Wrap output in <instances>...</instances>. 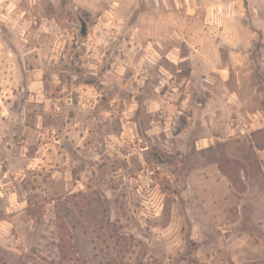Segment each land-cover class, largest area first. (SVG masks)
<instances>
[{
	"label": "rangeland",
	"instance_id": "obj_1",
	"mask_svg": "<svg viewBox=\"0 0 264 264\" xmlns=\"http://www.w3.org/2000/svg\"><path fill=\"white\" fill-rule=\"evenodd\" d=\"M259 142L264 0H0V264H264Z\"/></svg>",
	"mask_w": 264,
	"mask_h": 264
},
{
	"label": "trees",
	"instance_id": "obj_2",
	"mask_svg": "<svg viewBox=\"0 0 264 264\" xmlns=\"http://www.w3.org/2000/svg\"><path fill=\"white\" fill-rule=\"evenodd\" d=\"M262 131H258V133L257 134H260ZM256 135V134H255ZM257 146H258V148L259 149H264V143H257ZM219 168L221 169V170H225L224 169V167L222 166V164H219ZM230 177H231V179L234 181V182H239L240 180L239 179H237L236 178V176L235 175H230ZM61 251L63 252L64 251V247H63V243L61 244Z\"/></svg>",
	"mask_w": 264,
	"mask_h": 264
},
{
	"label": "crops",
	"instance_id": "obj_3",
	"mask_svg": "<svg viewBox=\"0 0 264 264\" xmlns=\"http://www.w3.org/2000/svg\"><path fill=\"white\" fill-rule=\"evenodd\" d=\"M191 67L193 69V72H195V64L194 63H191ZM215 99V96L211 97L209 100L206 101V104L204 105L203 103L201 104V111L204 112L206 110V108L208 107L209 105V101H213Z\"/></svg>",
	"mask_w": 264,
	"mask_h": 264
},
{
	"label": "water",
	"instance_id": "obj_4",
	"mask_svg": "<svg viewBox=\"0 0 264 264\" xmlns=\"http://www.w3.org/2000/svg\"><path fill=\"white\" fill-rule=\"evenodd\" d=\"M83 32L85 33V30Z\"/></svg>",
	"mask_w": 264,
	"mask_h": 264
}]
</instances>
